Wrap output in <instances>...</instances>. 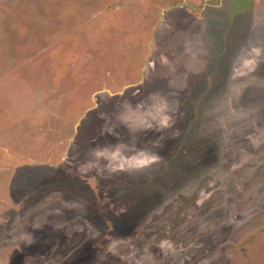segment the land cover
Returning <instances> with one entry per match:
<instances>
[{
    "label": "rangeland",
    "instance_id": "obj_1",
    "mask_svg": "<svg viewBox=\"0 0 264 264\" xmlns=\"http://www.w3.org/2000/svg\"><path fill=\"white\" fill-rule=\"evenodd\" d=\"M0 264H264V0H0Z\"/></svg>",
    "mask_w": 264,
    "mask_h": 264
},
{
    "label": "clouds",
    "instance_id": "obj_2",
    "mask_svg": "<svg viewBox=\"0 0 264 264\" xmlns=\"http://www.w3.org/2000/svg\"><path fill=\"white\" fill-rule=\"evenodd\" d=\"M96 155L97 156L102 155V151L97 150ZM138 155L143 157V159L139 160V165H138L141 168L148 167L151 164L156 163L159 160V157L156 154H150V153H146V152L141 151L140 153H138Z\"/></svg>",
    "mask_w": 264,
    "mask_h": 264
}]
</instances>
